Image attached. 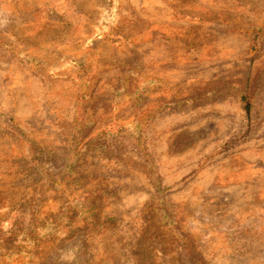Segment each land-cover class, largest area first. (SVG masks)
<instances>
[{
  "label": "rangeland",
  "instance_id": "1",
  "mask_svg": "<svg viewBox=\"0 0 264 264\" xmlns=\"http://www.w3.org/2000/svg\"><path fill=\"white\" fill-rule=\"evenodd\" d=\"M0 228V264H264V0H0Z\"/></svg>",
  "mask_w": 264,
  "mask_h": 264
},
{
  "label": "trees",
  "instance_id": "2",
  "mask_svg": "<svg viewBox=\"0 0 264 264\" xmlns=\"http://www.w3.org/2000/svg\"><path fill=\"white\" fill-rule=\"evenodd\" d=\"M245 108H246V111L249 112L250 109H249V103L248 102L246 103V107ZM36 197L32 196V200H36ZM10 231H11V229L7 230V231H4V233H2L3 230H2V228H0V242L3 243V247H4V251L0 252V262L2 261L3 257L10 258V257L16 255V253H17V252H13V251L12 252H7V251H10V249H11V246H10V244L12 243L11 239L14 237V236L9 235ZM25 241H26L25 239H22L19 242L23 243Z\"/></svg>",
  "mask_w": 264,
  "mask_h": 264
}]
</instances>
